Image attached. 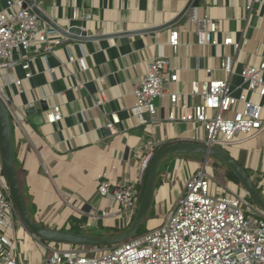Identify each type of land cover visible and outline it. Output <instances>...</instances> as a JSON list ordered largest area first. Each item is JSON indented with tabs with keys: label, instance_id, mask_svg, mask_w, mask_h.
<instances>
[{
	"label": "crops",
	"instance_id": "crops-1",
	"mask_svg": "<svg viewBox=\"0 0 264 264\" xmlns=\"http://www.w3.org/2000/svg\"><path fill=\"white\" fill-rule=\"evenodd\" d=\"M188 1L38 0V4L65 29L78 25L90 35H112L164 25L179 15ZM5 6L6 0H0V12ZM194 11L217 20L220 40L232 37L242 43L241 49L196 44L194 26L189 22ZM42 25L52 28L43 20ZM177 28L180 41L175 48L170 34ZM56 37L59 40L51 52L35 45L28 53L33 76L24 80L23 91L15 84L25 73L24 60L18 54L8 67L0 69V94L10 111L18 170L34 218L54 229L69 228L73 220H81V227L90 232L127 229L120 217L103 216L105 209L117 208L112 210L109 200L97 197L100 181L136 178L141 159L134 156V150L152 140L159 146L190 141L193 130L191 124L166 121L164 110L159 112V121L149 120L148 113H144L148 123L137 119L132 111L136 102L132 87L147 72V61L155 56L168 58L181 76L173 87L180 89H188L192 80L206 79L208 67L217 69L216 76L226 77L219 68L226 55L235 58L237 72L245 65H258L264 60V0H201L180 23L156 32L86 42L69 40L59 33ZM70 56H84L87 69L71 62ZM233 83L240 85L238 74ZM104 98L105 104H97ZM57 104L62 107L63 119L48 123L45 113ZM31 108L35 112L29 111ZM110 111L120 118L114 129L106 126ZM234 147H239L235 148L238 153L240 148L250 151L251 163L264 175V131ZM196 166L185 157L171 158L155 198L165 201L172 194V200L177 201ZM182 181L180 188L178 182L182 185ZM259 187L264 195V179ZM17 229V260L21 264H50V243L27 228Z\"/></svg>",
	"mask_w": 264,
	"mask_h": 264
},
{
	"label": "built area",
	"instance_id": "built-area-1",
	"mask_svg": "<svg viewBox=\"0 0 264 264\" xmlns=\"http://www.w3.org/2000/svg\"><path fill=\"white\" fill-rule=\"evenodd\" d=\"M23 3L6 0L0 12V69L8 67L17 54L24 60V76L15 81L20 91L24 80L33 76L28 57L33 46L41 45L51 52L59 40L58 32L43 27L38 15ZM189 22L194 26L196 44L241 49L242 43L232 37L220 40L219 23L210 15L200 16L194 11ZM179 41L177 28L170 34V44L176 48ZM246 44L247 40L243 42ZM70 61L87 69L84 56H70ZM235 63L234 57L226 55L219 66L226 77L216 76L217 69L208 67L206 79L192 80L188 89H180L173 87L181 76L171 61L155 56L147 61L141 81L132 87L136 97L132 111L142 123H148L159 121V112L164 110L166 121L193 126L192 142L220 148L247 143L264 131V60L258 65H245L239 72ZM235 74L241 78L240 85L233 83ZM105 102V98L99 99L97 104ZM144 113L150 115L149 120ZM107 115L106 126L114 129L120 118L112 111ZM45 118L48 123L60 122L62 107L54 105ZM158 147L152 140L134 150V156L141 159L136 178L100 181L97 197L109 200L112 210L117 208L105 209L103 216H118L125 227L131 225L141 201L145 173ZM205 167L191 172L174 208L157 227L108 246L50 243V264H264V211L248 200L247 192L237 183L221 184L223 191L219 194L220 185L213 188L214 178ZM17 227L26 229L0 164V264H21L15 256Z\"/></svg>",
	"mask_w": 264,
	"mask_h": 264
},
{
	"label": "water",
	"instance_id": "water-1",
	"mask_svg": "<svg viewBox=\"0 0 264 264\" xmlns=\"http://www.w3.org/2000/svg\"><path fill=\"white\" fill-rule=\"evenodd\" d=\"M24 7H29L38 15V17L51 26L56 32L69 40H77L86 42L95 39L115 38L119 35H131L144 32H156L177 25L193 7H199L201 0H189L182 12L168 23L142 29L139 31H127L112 35H90L88 31L78 25H74L68 29L59 26L52 20L47 13L39 6L37 0H23ZM29 111L35 112L34 108ZM43 120V117H40ZM199 154L203 155L205 161L210 157L218 158L224 161L238 177L241 186L245 189L250 199L264 211V195L258 190L253 180L249 176L246 168L228 151L223 148L206 145L203 143L192 142L188 140L174 141L162 147L152 159L146 175L143 195L139 204L138 212L131 225L123 232L106 235V234H90L76 233L63 229H54L40 225L32 216L23 190L21 177L18 170L17 159L15 155L12 120L9 108L4 98L0 94V159L3 174L9 185L10 194L18 211V214L23 221L25 227L39 239L82 246H108L134 238L141 226L147 220L154 201L156 193V180L158 170L170 156H184Z\"/></svg>",
	"mask_w": 264,
	"mask_h": 264
},
{
	"label": "rangeland",
	"instance_id": "rangeland-1",
	"mask_svg": "<svg viewBox=\"0 0 264 264\" xmlns=\"http://www.w3.org/2000/svg\"><path fill=\"white\" fill-rule=\"evenodd\" d=\"M235 148H239V147H225L223 149L228 151L235 158L237 157V160L246 168L251 179L253 178L252 179L253 183L259 187V182L264 179V177H263L264 175L257 170L256 165L252 164L253 162L251 163V161H252L251 152L246 150L245 148H240L239 153H238L235 150ZM185 158L188 162H190V161L194 162L195 165H197L196 169L204 168L205 163H207V168L206 167L205 168H206L207 172L214 178L213 188L216 189L217 184L220 185L219 189H218L219 194L221 191H223L221 184H226L228 186H232V184H234V182H232L230 177L228 175H226V167L220 161L211 159V157L207 160V162L205 161V158L203 160L202 159H194L191 156L185 157ZM166 176H167V171L164 172L162 175V182H161L162 185L161 186H163V183L166 179ZM178 183H179V187L182 188L184 181L181 182L182 185H180V182H178ZM159 189L160 188L156 189V191H159ZM258 189L262 193V189L260 187ZM155 199H156L155 200L156 202H155L154 208L152 209L153 210L151 213L152 216L150 217L149 222H148V226L150 229H153L154 227H157L162 222H164L168 213L174 208V206L177 202V201L174 202L172 200V194H170L169 197L165 199V201L158 200L157 198H155ZM248 200L251 203H254L250 199L249 196H248ZM50 243H55V242H50ZM61 244H63V243H61ZM68 245H71V244H68Z\"/></svg>",
	"mask_w": 264,
	"mask_h": 264
},
{
	"label": "trees",
	"instance_id": "trees-1",
	"mask_svg": "<svg viewBox=\"0 0 264 264\" xmlns=\"http://www.w3.org/2000/svg\"><path fill=\"white\" fill-rule=\"evenodd\" d=\"M170 142L168 143H165L164 145L162 146H159L156 150V153L155 155L158 153V151L164 147L165 145L169 144ZM192 157L194 159H204V156L202 155H199V154H193V155H184V156H181V157ZM175 156H170L168 157L166 160L163 161V163L161 164L159 170H158V174H157V180H156V189L160 188L161 187V182H162V175L163 173L166 171L167 169V164H168V161L173 158ZM211 159H214V160H218L220 161L225 167H226V175H228L230 177V179L232 180V182L234 183H237L239 185H241L238 177L235 175V173L232 171V169L222 160L218 159V158H214V157H211ZM20 174V173H19ZM146 175H147V172L145 173V176H144V180H143V184L141 185V198H142V195H143V191H144V186H145V181H146ZM257 188H259L258 186H256ZM24 190V188H23ZM259 190V189H258ZM24 193H25V190H24ZM25 197H26V200H27V203H28V206H29V210H30V213H31V216L34 218V212L32 210V207L30 206L29 204V200H28V197L25 193ZM155 206V201H154V204H153V207L152 209L154 208ZM152 211L150 212L147 220L145 221V223L141 226L138 234L136 236H139V235H142L148 231H150L151 229L149 228L148 226V222H149V219L150 217L152 216ZM35 219V218H34ZM63 230H67V231H71V232H76V233H90V234H106V235H113V234H117V233H121L123 231L126 230V228H123V227H116V228H101L99 230H95V231H87L85 229H83L81 227V220H73L72 223H71V227L69 228H64ZM45 241V240H43ZM47 243H50L49 241H45Z\"/></svg>",
	"mask_w": 264,
	"mask_h": 264
}]
</instances>
